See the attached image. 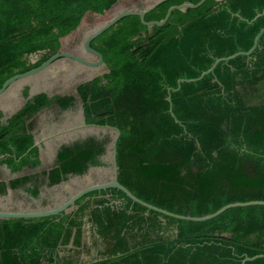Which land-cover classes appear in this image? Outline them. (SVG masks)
I'll return each mask as SVG.
<instances>
[{
	"label": "trees",
	"instance_id": "trees-1",
	"mask_svg": "<svg viewBox=\"0 0 264 264\" xmlns=\"http://www.w3.org/2000/svg\"><path fill=\"white\" fill-rule=\"evenodd\" d=\"M157 1L0 0V87L58 52L96 60L83 48L90 34L123 11L145 10ZM198 1L167 0L144 20L159 21L169 7ZM263 11L264 0H205L198 8L173 11L161 27L127 16L90 43L103 57L100 66L76 62L101 68L91 78L77 75L65 94L23 86L21 106L10 115L0 109V198L8 187L15 207L21 201L40 207L41 166L54 163L47 187L63 182L65 171L105 167V145L118 131V181L148 204L201 217L233 202L264 201V33L249 57L219 62L202 79L167 92L179 79L199 77L216 59L249 50L264 27ZM40 51L44 57L27 61ZM53 107L67 113L68 123L79 112L82 126L110 130L112 140L52 137L64 130L45 119ZM26 167L35 171L22 174ZM109 194L94 204L87 199ZM85 216L105 245L104 259L94 264H240L264 254V206L231 208L205 222L181 221L113 189L89 193L61 215L0 218V264H78V253L64 259L58 253L81 246ZM170 230L173 238H165ZM245 264H264V258Z\"/></svg>",
	"mask_w": 264,
	"mask_h": 264
},
{
	"label": "water",
	"instance_id": "water-1",
	"mask_svg": "<svg viewBox=\"0 0 264 264\" xmlns=\"http://www.w3.org/2000/svg\"><path fill=\"white\" fill-rule=\"evenodd\" d=\"M167 0H159L157 1L155 4H153L152 6H150L149 8L145 9V10H127V11H123L119 14H117L115 17H113L109 22H107L104 26H102L101 28L97 29L96 31H94L92 34H90L84 41L83 43V48L85 50V52L93 55L94 57H96V60L91 61V60H87L85 58L73 55L71 53H66V52H58L55 53L53 55H51L48 59H46L44 62H42L40 65L22 72V73H18L15 74L11 77H9L0 87V96L8 89V87H10L14 82L20 80V79H24L27 77H30L36 73H39L41 71H43L44 69H46L48 66H50L51 64H53L55 61L59 60V59H69L75 62H78L84 66L87 67H98L102 64L103 61V57L102 55L96 51L95 49H93L90 46V43L97 38L98 36H100L102 33H104L105 31H107L108 29H110L112 26H114L116 23H118L121 19H123L124 17L127 16H137L139 17L141 23L147 27H153V26H157V27H161L163 26L168 19L170 18V15L173 11H180V12H185L188 9H195L198 8L199 6H201L205 0H199L197 3L193 4L190 2H184L180 5H174L168 8L165 16L159 20V21H145L144 17L147 13H149L150 11H152L153 9H155L158 5L162 4L163 2H165ZM218 2L222 1V0H216ZM264 11L261 13L263 14ZM261 14H257L253 20H255L256 18H258ZM264 33V27L260 29V31L257 33V35L254 38L253 44L250 47L249 50L244 51V52H238L235 53L233 55H230L228 57H224V58H219L216 59L212 65L209 67V69H207L206 71L202 72L200 74L199 77L194 78V79H179L177 81V88L171 89L169 88L167 90L168 94H170V92L173 91H178L181 87V84L184 82H195L198 81L200 79H202L205 75H208L210 73L213 72L214 68L216 67V65L219 62H227L229 60H232L234 58H236L237 56H245V57H249L254 50L257 48L258 45V41L261 38V36ZM167 101L170 103V96L167 97ZM169 113L171 114L172 117H174L173 113H172V109H171V103H170V107H169ZM82 127H89V125H85ZM105 127V126H104ZM108 129H113L111 127H105ZM60 134V133H58ZM55 134L54 136L58 135ZM119 138V132L117 131V136L115 137V140L113 141L112 147H113V155H112V164H113V178L110 181L104 182V183H96V184H92V185H88L85 186L81 189H79L78 191H76L73 195H71L67 200H65L63 203L57 205L54 208H49V209H45V210H36V211H28V212H5V211H0V218L2 219H36V218H46V217H51V216H57V215H61L65 210L69 209L70 207H72L76 201H78L79 199H81L83 196L92 193V192H99V191H105V190H113V189H117L119 191H121L122 193H124L133 203H137L141 206H143L144 208H146L149 211H154L162 216H166L169 218H173L176 220H181V221H191V222H205L208 220H211L217 216H219L220 214H222L223 212H225L228 209L231 208H236V207H249V206H264V201H247V202H233L230 204H227L223 207H221L220 209H218L217 211H215L214 213L205 215V216H201V217H191V216H184V215H179V214H175L172 212H169L167 210L158 208L156 206H153L151 204H148L142 200H140L139 198H137L136 196H134L127 188H125L123 185H121L118 181V172H117V163H116V142ZM40 144V142H35L34 143V147L38 146ZM259 258H264V254H259V255H255L253 257H245L240 264H245L246 262H250V261H254L256 259Z\"/></svg>",
	"mask_w": 264,
	"mask_h": 264
},
{
	"label": "rangeland",
	"instance_id": "rangeland-1",
	"mask_svg": "<svg viewBox=\"0 0 264 264\" xmlns=\"http://www.w3.org/2000/svg\"><path fill=\"white\" fill-rule=\"evenodd\" d=\"M44 54L45 52L40 51L35 54H31L27 56L26 59L29 63H35L37 60L44 57L45 56ZM97 71L85 68L69 59H59L50 66H48L46 69L41 71L36 76H30V78L20 79L14 82L10 87H8V89L0 96V109L7 115H10L14 111H16L21 106V103L23 101V97L20 98L18 96L23 86H29V87L32 86L35 92H39L40 90H42L47 92V94L49 95L65 94L70 91V89L73 87L75 83H77V78H76L77 75L80 74L84 75L87 79V78H91L93 74L96 73ZM78 113L74 112L72 117H74L75 119L73 121H69L70 123H68L67 113L59 111L58 109L53 107L51 108V110H49V113L45 119L48 120L47 123H53L57 126H60V128L62 127L64 129L62 132L66 134L75 133L76 135H78V137H95L98 139H102V136L104 135L103 137H106L109 141L112 140L114 133L110 130L82 127ZM44 117H45L44 115L41 116L42 119H44ZM112 155H113V147L112 144L108 142L105 145V153L103 157H101L100 159L101 162L105 163L106 166L89 169L87 175L84 178L83 176H80V178L69 179L66 183H64V185L67 186V189L70 192V194L72 195L79 189L87 186L85 179L86 178L88 179V177L89 178L91 177L96 183L97 182L104 183L110 181L113 178V167L111 165L113 160ZM52 164L54 163L52 160H50L48 161L47 164L41 166V169L37 171L47 170L50 166H53ZM34 171L35 170H32L31 172ZM40 178H42V180L44 179L42 176H40ZM0 179L5 180V175L2 172H0ZM138 186L140 188L146 189V187L143 184H139ZM55 189L56 190L51 191L53 195L60 194L63 192L61 187H57ZM99 197L100 198H97L98 200L109 199L111 195L109 194ZM87 199L91 200L92 198H87ZM168 200L173 202L176 199L168 198ZM159 220L165 223V221H163L162 218H159ZM85 222H89L88 217L85 220ZM173 234H175V230L174 231L170 230V232H167L164 235V237L172 239ZM71 254L72 252L69 254L63 253L61 254V256L64 258H68ZM71 257L75 258L74 254L71 255ZM79 258L80 257L78 256L77 258H75V260H79ZM90 259L92 258L88 256L86 260L88 261Z\"/></svg>",
	"mask_w": 264,
	"mask_h": 264
},
{
	"label": "crops",
	"instance_id": "crops-1",
	"mask_svg": "<svg viewBox=\"0 0 264 264\" xmlns=\"http://www.w3.org/2000/svg\"><path fill=\"white\" fill-rule=\"evenodd\" d=\"M60 133V134H58ZM55 134H58L56 136H54L55 134L52 135V137L56 138L58 136H60L61 134H63V132H58ZM44 140H46L45 138L40 139L39 141L36 142H43ZM93 167H89L88 169H86L82 174H76V173H69V172H64L62 177L64 179L63 182H61L60 184L54 185L52 187H47L46 183H47V177L49 176V171L52 170L51 167L48 168L46 170V175H42V177L44 178V185L42 186V188H39V195H40V201L38 202L41 206L44 205L43 207H38V208H34L32 206V203H25L23 201L19 202L18 207H15L12 203L11 200V196L13 194L12 190L10 188H6L5 191V198H0V211H5V212H25V211H36V210H45V209H49V208H54L57 205L63 203L65 200H67L71 194L67 189V186L64 185V183H66L69 179H73V178H80V176H83V178L87 175V172L89 169H92ZM34 169H29V167L25 168L23 172H21L22 174H30L31 171ZM30 171V172H29ZM87 179V178H86ZM86 184L88 185H92V184H96V182L90 177H88V179L86 180ZM0 182H3L2 179H0ZM98 183V182H97ZM57 187H61L62 188V193L60 194H55L53 195L51 193L52 190H56L55 188ZM48 194V197H47ZM73 195V194H72ZM2 195H0L1 197ZM92 199L90 200L92 204H94L95 202L98 201L97 198H100L99 196H93L91 197ZM77 207L75 206L71 211L75 210ZM87 219V216H85L83 218V225H82V244L80 247H72L71 245H67L64 248L60 249L58 256L59 258H63L61 256V254L63 253H78V256L80 257L79 263L81 262L82 264L85 262H88L86 259L89 256L90 260H93V256L96 254V249L94 247V243L96 240V236L97 234L94 232L95 230L92 228V224L89 222H85V220ZM94 230V231H93ZM88 255V256H87ZM95 257V256H94ZM42 264H52V263H48V262H43Z\"/></svg>",
	"mask_w": 264,
	"mask_h": 264
},
{
	"label": "flooded vegetation",
	"instance_id": "flooded-vegetation-1",
	"mask_svg": "<svg viewBox=\"0 0 264 264\" xmlns=\"http://www.w3.org/2000/svg\"><path fill=\"white\" fill-rule=\"evenodd\" d=\"M94 231V230H93ZM95 232V231H94ZM96 233V232H95ZM96 240H95V243H94V247L96 249V254L94 255V259L93 260H89L88 262H85L83 264H94L96 263L97 261L99 260H102L104 258H101V255L104 251H105V245H104V242L101 238H99L98 236H96ZM78 264H82L81 262L79 263V261H77Z\"/></svg>",
	"mask_w": 264,
	"mask_h": 264
}]
</instances>
